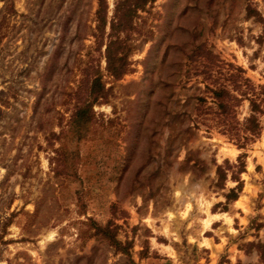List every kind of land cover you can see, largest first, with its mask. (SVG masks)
Masks as SVG:
<instances>
[{"label":"rangeland","instance_id":"1","mask_svg":"<svg viewBox=\"0 0 264 264\" xmlns=\"http://www.w3.org/2000/svg\"><path fill=\"white\" fill-rule=\"evenodd\" d=\"M124 1L0 0V264H264V116L197 112L264 86V0Z\"/></svg>","mask_w":264,"mask_h":264},{"label":"trees","instance_id":"2","mask_svg":"<svg viewBox=\"0 0 264 264\" xmlns=\"http://www.w3.org/2000/svg\"><path fill=\"white\" fill-rule=\"evenodd\" d=\"M130 1L125 0L123 3ZM146 2L147 0H137L135 4H132L124 11L121 10L119 12V9L116 10L111 30L115 31V28L123 27L130 18L132 11L143 8ZM99 19H101L100 22L102 23L100 15ZM239 72L241 73L242 71L239 70ZM206 91L211 95L210 106L207 105L206 99H201L197 112L201 116L213 115L215 117V119L208 120L211 121L209 123L203 121L208 129L214 128L218 130L221 135L226 136L229 141L234 143L238 149H245L260 137L262 131L260 118L264 116V86H255L249 79L235 76L230 88L227 85H216L213 88L206 87ZM243 100L248 102L249 112L248 116L240 121L237 118L236 109ZM243 156L237 158L236 164L229 165L228 161H225L227 167L219 166L216 170L217 183L219 185H224L228 172L231 173V179L238 183L226 195V199L230 201L237 199L236 190L240 187L238 175L243 172L244 168V163L241 160Z\"/></svg>","mask_w":264,"mask_h":264}]
</instances>
